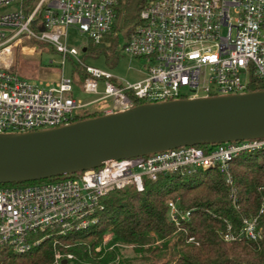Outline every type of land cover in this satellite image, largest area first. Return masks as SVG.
<instances>
[{"label": "built area", "instance_id": "obj_1", "mask_svg": "<svg viewBox=\"0 0 264 264\" xmlns=\"http://www.w3.org/2000/svg\"><path fill=\"white\" fill-rule=\"evenodd\" d=\"M118 0H0V132H21L70 123L89 110L105 113L134 106L136 98L157 102L246 92L253 77L264 78V0H153L125 44L146 60V76L122 82L109 70L87 64L67 41L71 26L100 41L111 29ZM27 39L50 43L86 69L80 87L95 96H76L73 75L29 79L13 67L11 55ZM104 89L100 90V81ZM264 147V137L218 143L206 151L185 145L146 155L114 159L55 180L0 185V253L5 246L24 252L53 232L97 222L103 198L129 185L144 189L146 178L168 172L191 173L218 166L233 182L230 161L243 151ZM191 209L168 200V218L181 225ZM229 222L226 239H258L257 217H244L237 233ZM52 229V231H47ZM58 251L55 262L65 258ZM66 257H72L68 253Z\"/></svg>", "mask_w": 264, "mask_h": 264}, {"label": "trees", "instance_id": "obj_2", "mask_svg": "<svg viewBox=\"0 0 264 264\" xmlns=\"http://www.w3.org/2000/svg\"><path fill=\"white\" fill-rule=\"evenodd\" d=\"M38 1L24 0V7L31 10ZM151 1L118 0L106 38L114 43L123 30L128 39L141 21L142 9ZM104 41L102 38L92 45L108 48ZM86 74L85 67L77 63L75 81L81 83ZM250 89H264V78L253 77ZM144 101L136 98L135 103ZM104 113L85 110L75 114L73 121ZM197 145L209 151L217 144ZM230 172L233 182L214 166L185 174L161 173L157 179L146 178L142 190L134 185L113 189L103 198L104 208L98 211L97 222L80 230L53 232L24 252L5 246L0 264H264V147L234 156ZM75 174L0 185L49 181ZM170 198L178 199L184 209H191L181 225L168 218ZM244 217H257L259 238H224L228 223L237 233ZM126 246L132 247V257L123 253ZM58 251L72 257L55 262Z\"/></svg>", "mask_w": 264, "mask_h": 264}, {"label": "water", "instance_id": "obj_3", "mask_svg": "<svg viewBox=\"0 0 264 264\" xmlns=\"http://www.w3.org/2000/svg\"><path fill=\"white\" fill-rule=\"evenodd\" d=\"M261 137L264 89L141 102L50 128L0 132V183L76 173L179 146Z\"/></svg>", "mask_w": 264, "mask_h": 264}, {"label": "rangeland", "instance_id": "obj_4", "mask_svg": "<svg viewBox=\"0 0 264 264\" xmlns=\"http://www.w3.org/2000/svg\"><path fill=\"white\" fill-rule=\"evenodd\" d=\"M13 7L11 5L10 7L2 8L0 11ZM107 36L109 35L106 34L103 38L105 39V46H109L108 48H102V45L93 46L94 40L87 33L80 31L75 26H71L68 30L67 41L70 46L79 50L78 56L83 62L109 70L122 82H135L144 78L148 70L146 60L142 57H133L125 50L127 39L123 30L119 31V36L114 43L111 42L110 38H106ZM29 46H34V48L29 49ZM84 47H89V50H83ZM94 50L96 54L93 53ZM11 58L13 59V67L18 73L29 79L45 78L46 80H54L62 73L73 75L77 63H80L75 56H68L63 64V54L55 50L50 43L38 39L25 40L16 47ZM99 88L100 90L104 89L102 80ZM73 93L82 97L95 96L92 93L85 92L78 83L75 85V92ZM108 237L109 233L106 235V239ZM133 252L131 246H126L123 249V253L131 257L134 254ZM138 262L139 260L135 263Z\"/></svg>", "mask_w": 264, "mask_h": 264}, {"label": "crops", "instance_id": "obj_5", "mask_svg": "<svg viewBox=\"0 0 264 264\" xmlns=\"http://www.w3.org/2000/svg\"><path fill=\"white\" fill-rule=\"evenodd\" d=\"M32 48H34V46H29V49H32Z\"/></svg>", "mask_w": 264, "mask_h": 264}]
</instances>
